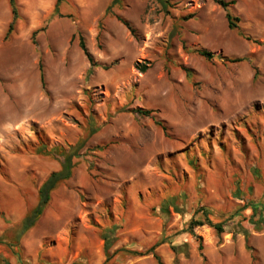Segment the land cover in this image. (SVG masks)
Returning a JSON list of instances; mask_svg holds the SVG:
<instances>
[{
    "label": "rangeland",
    "instance_id": "374dc122",
    "mask_svg": "<svg viewBox=\"0 0 264 264\" xmlns=\"http://www.w3.org/2000/svg\"><path fill=\"white\" fill-rule=\"evenodd\" d=\"M232 1L233 29L214 0H170L167 11L156 0H62L49 19L54 0H16L20 18L4 39L11 14L0 0V257L102 264L100 232L117 225L109 254L144 250L163 233L189 250L175 263L160 244L162 264H264V226L241 209L264 207V0ZM75 145L71 177L11 249L39 185L60 166L47 151ZM165 198L182 213L161 212ZM200 207L225 223L219 236L195 228L202 251L188 232L175 234ZM105 264L157 262L118 250Z\"/></svg>",
    "mask_w": 264,
    "mask_h": 264
},
{
    "label": "trees",
    "instance_id": "16d2710c",
    "mask_svg": "<svg viewBox=\"0 0 264 264\" xmlns=\"http://www.w3.org/2000/svg\"><path fill=\"white\" fill-rule=\"evenodd\" d=\"M9 9H10V20L7 24L5 33H4V39H8L12 31L14 30L15 24L17 20L20 18V13L18 10V5L16 0H7ZM162 7L163 10L168 9V7L171 5L170 0H156ZM216 3L221 5L225 9V16L227 19V25L229 28L233 29L237 27V23L239 21V18L235 15H233L228 7L229 5L233 2L232 0H214ZM62 0H54L53 8L49 14V18L55 16V15H60V5H61ZM119 0H112V4L118 3ZM110 10V6L107 7L106 13ZM117 20L120 21L130 32L132 35H135V29L134 27L129 23L128 20L121 16H116ZM45 26L40 27L39 29H36L32 31L31 33V38L33 39L35 34L37 33L38 30L44 29ZM78 45L80 49L83 51L85 56L87 57L90 66L96 65V63L93 60L92 55L89 53L87 50L83 37L79 35L78 37ZM198 54L201 56L207 58V59H212L214 55L206 50V49H197L196 50ZM219 57H222L221 55H218ZM244 58H234L232 60L238 61V60H243ZM147 65H142L141 69L145 70ZM39 69H40V79L42 82V86H44V78H43V72H42V65L39 64ZM134 112L140 116V115H149L152 110L151 109H143V108H136ZM155 123L159 125L164 131L166 130V125L161 121V120H156ZM93 131V130H92ZM78 145L69 147L67 150H61L58 151L57 148L53 147L50 148L47 152L52 153L55 155H58L61 157L60 160V166L58 169L51 171L47 177L42 181V183L39 185L37 189V201L33 207H31L22 217L19 223V231L16 235V240L14 242H8L7 245L13 249V247H16L18 245V240L19 238L28 230L30 229L38 220V218L41 216L43 213L45 207L50 201L51 197V192L56 189L62 182L65 180L69 179L72 175V170L73 167L75 166V162H73V156H75L76 151L78 149ZM45 146H41V149H45ZM169 206H172L174 211L177 213H182V210L175 204L173 198H165L162 200L160 204V211L163 213L168 212ZM249 207L251 209V214L249 215V220L251 223L254 224V227H262L264 226V207L260 202H251L249 204H246L241 207V209H245ZM200 212L203 217H196V213ZM258 215L257 219H254L255 215ZM224 222L223 221H213L209 217V212L208 209L205 207H200L195 210L194 214L189 218L186 227L182 228L181 230H178L175 232V234L179 232H188L192 238L197 242V248L202 251L203 249V242H202V237L201 235L197 234L195 232V228L203 225H207L208 227L212 228L214 230V233L219 236L223 232H225L224 228ZM117 229V225H113L110 228H107L106 230H103L100 232V237L103 239V248L105 252V259L102 264H105L107 261H109L112 257L113 254H115L118 250H122L127 252L128 254L132 256H143V255H149L152 254L153 257L155 258L157 264H162L160 256L155 252V249L162 243L168 242L169 247L172 250L174 254L173 261L177 262V256L180 252H185L184 255H188V246L187 243L184 242L180 246L177 244L172 243L170 240H168V236L161 234V236L156 240L153 244H151L149 247H147L144 250H135V249H127V248H120L114 250L111 254H109V248L113 245V241L115 239L114 232ZM240 231L242 232L245 240L247 241L249 237V230L247 228H243L240 226ZM181 246H183L184 250H181ZM186 249V250H185ZM14 255L17 257V261L21 264L22 259L20 256L19 252L14 251ZM0 262L2 264H10L9 260L7 258L0 257ZM72 264H77L76 262H73Z\"/></svg>",
    "mask_w": 264,
    "mask_h": 264
},
{
    "label": "crops",
    "instance_id": "0c3cea01",
    "mask_svg": "<svg viewBox=\"0 0 264 264\" xmlns=\"http://www.w3.org/2000/svg\"><path fill=\"white\" fill-rule=\"evenodd\" d=\"M178 257V256H177ZM173 258H174V255H173ZM177 260H179V258L177 259ZM172 261H173V259H172ZM178 262V261H177ZM177 262H175V263H177Z\"/></svg>",
    "mask_w": 264,
    "mask_h": 264
}]
</instances>
